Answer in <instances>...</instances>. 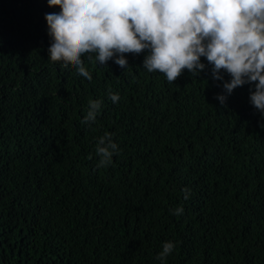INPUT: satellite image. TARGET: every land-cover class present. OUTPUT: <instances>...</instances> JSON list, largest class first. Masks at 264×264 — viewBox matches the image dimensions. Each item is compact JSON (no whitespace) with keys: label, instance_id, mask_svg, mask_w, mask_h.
Returning a JSON list of instances; mask_svg holds the SVG:
<instances>
[{"label":"trees","instance_id":"1","mask_svg":"<svg viewBox=\"0 0 264 264\" xmlns=\"http://www.w3.org/2000/svg\"><path fill=\"white\" fill-rule=\"evenodd\" d=\"M47 0H0V264H264V117L206 65L173 84L48 59ZM224 81L230 80L221 73ZM111 94H119L113 103ZM100 100L94 123H81ZM120 153L98 167V138ZM183 189H189L184 199ZM177 207L182 215H173Z\"/></svg>","mask_w":264,"mask_h":264},{"label":"clouds","instance_id":"2","mask_svg":"<svg viewBox=\"0 0 264 264\" xmlns=\"http://www.w3.org/2000/svg\"><path fill=\"white\" fill-rule=\"evenodd\" d=\"M47 6L60 9L44 16L52 63L71 64L91 82L83 55L92 63L103 66L111 60L126 70L127 54L146 53L143 69L158 71L173 84L183 70L198 77L206 68L204 58L225 93L215 99L224 104L234 89L254 84L249 100L264 117V0H47ZM221 73L230 80L225 82ZM110 99L117 103L120 96L110 93ZM101 103L90 100L81 123H94ZM95 152L97 166L106 167L120 149L105 132ZM183 191L188 199L190 190ZM172 214L182 215L183 208ZM175 247L164 242L156 259L164 264Z\"/></svg>","mask_w":264,"mask_h":264}]
</instances>
